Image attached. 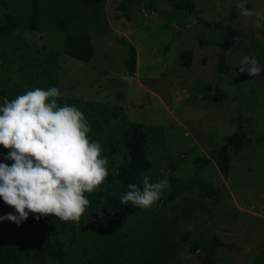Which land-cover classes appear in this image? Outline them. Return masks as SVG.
<instances>
[{
	"label": "rangeland",
	"instance_id": "obj_1",
	"mask_svg": "<svg viewBox=\"0 0 264 264\" xmlns=\"http://www.w3.org/2000/svg\"><path fill=\"white\" fill-rule=\"evenodd\" d=\"M191 1L192 11L175 9L173 0H37L36 6L0 0V25L14 26L0 59V105L28 90L58 88V104L83 112L109 160L103 196L86 220L88 231L68 248L66 264H204L208 254L214 264H264V72H239L244 56L264 69V42L253 34L235 38L219 73L217 28L251 27L264 36V0H247L258 13L252 17L240 14L238 0ZM65 33L91 37L88 62L63 53ZM130 45L137 54L132 76ZM184 51L192 53L189 67L180 59ZM239 114L247 120L246 142L237 155L229 150L224 177L214 153ZM131 123L143 124L151 139L145 173L171 188L150 209L102 218L106 201L128 190L116 169ZM0 149V162L8 163V150ZM9 213L14 209L0 199V216ZM12 225L0 222V228ZM3 242L0 264H38Z\"/></svg>",
	"mask_w": 264,
	"mask_h": 264
},
{
	"label": "clouds",
	"instance_id": "obj_2",
	"mask_svg": "<svg viewBox=\"0 0 264 264\" xmlns=\"http://www.w3.org/2000/svg\"><path fill=\"white\" fill-rule=\"evenodd\" d=\"M238 0L244 17L258 15ZM239 72L256 77L264 72L255 58L244 56ZM247 66V67H244ZM58 88H35L0 105V146L8 150L0 162V199L14 213L0 216L20 225L29 214L36 220L49 215L61 222H79L91 201L86 194L100 191L109 175L108 157L91 138L88 119L76 106H61ZM126 166L123 159L118 158ZM171 185L167 179L151 182L143 175L142 188L129 184L122 205L150 209Z\"/></svg>",
	"mask_w": 264,
	"mask_h": 264
},
{
	"label": "trees",
	"instance_id": "obj_3",
	"mask_svg": "<svg viewBox=\"0 0 264 264\" xmlns=\"http://www.w3.org/2000/svg\"><path fill=\"white\" fill-rule=\"evenodd\" d=\"M152 2L153 0H150V4ZM31 3L36 6L37 0H31ZM173 7L177 10L192 11L195 8V3L191 0H173ZM126 17H129L128 13H126ZM200 22L205 27H211L204 21ZM217 28L222 31L223 37L218 58L219 73L225 70V52L233 47L235 38L245 34H253L264 42L263 34L251 27L235 29L231 26L221 25ZM13 33L14 26L12 24L0 25V59H4L5 50L11 45ZM62 41L65 55L80 62H88L91 59L93 46L88 34L65 33ZM180 59L185 67H189L192 61V53L184 51L180 54ZM136 61V50L130 45L127 50V73L130 76L135 73ZM246 121L239 114L234 120V131L215 150L214 155L218 169L224 177L227 176L229 169V150L237 155L246 142ZM150 140L143 124L131 123L127 126L122 141V151L119 155V158L125 161L126 166L121 165L116 169V178L126 189H128L129 184H136L142 188V175L150 168ZM0 153H4V151L0 149ZM7 162L9 165L11 164V161ZM195 162L207 163L208 159L199 158ZM86 195L91 204L78 223L61 222L52 215L36 220L32 214H29L28 219L19 226L13 224L10 228H0V258L5 251L3 241L10 240L17 254L26 259L34 258L38 264H66L69 258L68 248L74 244L79 235L88 231L86 220L97 210V202L103 196V184L100 186V191ZM120 199L121 197L108 199L105 206L99 209L101 217L106 218L108 215H112L121 218L124 213L134 215L140 211L141 208L133 207L131 204L122 205ZM183 238L187 237L184 235ZM221 246L229 247L226 244H221ZM196 248L197 244L192 243L190 251L194 252ZM203 262L204 264H214V260L209 254L204 257Z\"/></svg>",
	"mask_w": 264,
	"mask_h": 264
}]
</instances>
